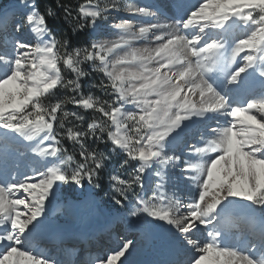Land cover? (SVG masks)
Here are the masks:
<instances>
[{
    "label": "snow or ice",
    "instance_id": "6c2138e0",
    "mask_svg": "<svg viewBox=\"0 0 264 264\" xmlns=\"http://www.w3.org/2000/svg\"><path fill=\"white\" fill-rule=\"evenodd\" d=\"M0 264H264V0H0Z\"/></svg>",
    "mask_w": 264,
    "mask_h": 264
}]
</instances>
